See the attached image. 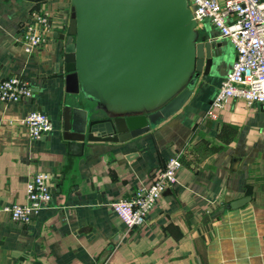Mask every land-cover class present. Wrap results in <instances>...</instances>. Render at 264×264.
Listing matches in <instances>:
<instances>
[{"label": "crops", "instance_id": "1", "mask_svg": "<svg viewBox=\"0 0 264 264\" xmlns=\"http://www.w3.org/2000/svg\"><path fill=\"white\" fill-rule=\"evenodd\" d=\"M43 12L54 30L28 55L19 38ZM71 15V0H0V82L20 75L33 91L23 102H0V208L25 204L37 174L53 177V199L29 225L0 212V264H264V106L231 99L212 117L236 61L230 40L211 21L197 23L199 41L206 38L216 55L186 105L126 143L80 142L64 136L65 107L90 119L108 114L66 92L60 36ZM32 111L47 113L54 126L38 140L18 122ZM176 157L178 183L143 228L129 231L113 204L149 187Z\"/></svg>", "mask_w": 264, "mask_h": 264}, {"label": "water", "instance_id": "2", "mask_svg": "<svg viewBox=\"0 0 264 264\" xmlns=\"http://www.w3.org/2000/svg\"><path fill=\"white\" fill-rule=\"evenodd\" d=\"M41 2L45 0H27ZM61 71L66 92L108 117L66 106L68 140L126 143L176 115L216 53L199 41L188 0H71ZM57 38V37H56Z\"/></svg>", "mask_w": 264, "mask_h": 264}, {"label": "built area", "instance_id": "3", "mask_svg": "<svg viewBox=\"0 0 264 264\" xmlns=\"http://www.w3.org/2000/svg\"><path fill=\"white\" fill-rule=\"evenodd\" d=\"M197 23L211 21L219 36L229 39L236 51V61L231 72L222 81L212 107V117L231 99L247 105L264 106V0H188ZM54 30L48 13H34L25 24L19 42L28 55H33L46 44L47 34ZM28 81L15 75L0 82V102L20 103L32 98ZM30 136L41 139L53 131L50 116L43 111H32L18 120ZM182 167L179 158L167 161L156 180L149 187L136 190L131 196L113 204V210L125 227L138 231L147 223L148 215L163 193L178 183ZM53 177L39 173L27 186V202L0 208L9 212L14 222L29 225L53 199Z\"/></svg>", "mask_w": 264, "mask_h": 264}]
</instances>
